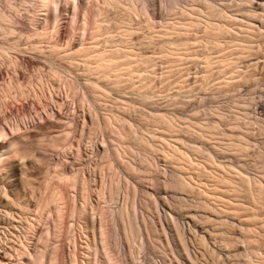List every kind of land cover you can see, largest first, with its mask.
<instances>
[{
    "label": "rangeland",
    "instance_id": "obj_1",
    "mask_svg": "<svg viewBox=\"0 0 264 264\" xmlns=\"http://www.w3.org/2000/svg\"><path fill=\"white\" fill-rule=\"evenodd\" d=\"M70 1L56 0L57 7L52 5L46 14L39 0H0V155L5 157L0 162V264H33L31 258L50 254L56 248L53 204H46L50 210H43L41 219L30 227L29 233L20 230L23 226L18 224V220L15 221L19 208L29 207L36 212L39 205H44V198L49 193L48 184L57 179L55 171L67 175L71 181L69 195L73 203L83 208L85 220L96 227L99 225L100 211L105 209L101 207L105 205L103 171L105 175L111 173L105 168L106 160L112 165L115 163L113 167L129 181V185L135 183L137 189L147 186V183L143 185V181H147L149 177L145 175L151 173L145 171L146 165L142 159L130 163L137 165L140 173L129 174L120 168L123 162L127 163L125 159L135 157L133 153L127 154L129 157L124 156L120 162L113 161L109 156L101 163L103 151L109 149L111 152L124 143L119 138L118 128L126 131L124 133L129 134L128 137L131 136L127 139L135 138V129L141 137L153 135L147 137V142L154 147L157 145L155 151L149 146L143 150L132 140L128 143L137 147L135 151L141 155L147 153L149 157L154 156L153 159L161 167L171 165L169 169L173 171L175 167L171 153L182 138L199 149H209L207 145L222 140H233L237 145L242 144L245 150L242 148L241 153L244 154L229 153L230 157L227 158V155L223 157V153H220L215 164L222 171L236 173L233 178L251 177L254 185L255 182L264 183V157L261 156L264 155V0H257L261 2L254 3V11L247 15L241 12L243 9L236 8L239 0H235V6L232 2L218 0L222 11H211V7H207L203 1L191 5L188 0H173L175 5L180 6L173 7L175 11L169 15L164 7L167 3L163 0H145L143 5L147 11H143L141 3L135 0H113L114 3L108 5L103 0H87L85 9L81 7L83 3L77 5V1ZM207 1L215 3L213 0ZM133 2L137 9L131 4ZM132 10L135 12L132 13ZM253 13H256L255 17ZM93 18L99 22L100 30L96 27L97 23L93 25ZM121 29L131 31L126 34ZM94 31H98L97 36ZM89 45H96L99 51L115 55V69L99 68L93 57H90L92 60H85L80 51ZM93 83L102 91L105 89L103 97L100 93L101 98L94 93L91 87ZM250 97L255 99L251 101L255 109L253 117H249L247 109L237 103ZM209 107L215 108L209 113H217L219 119L208 114ZM157 114L170 116L167 119L174 122L178 129L177 136L180 134L179 137H182L180 140L166 130L167 119ZM221 115L225 117L221 119ZM106 116L113 120L109 126H105ZM245 119L255 120L248 123ZM211 121H219V125L213 127L219 129L214 132L220 137L214 135L211 141H207L197 130L202 131L201 125H211ZM131 125L135 127L133 131ZM232 125H241L244 130ZM238 136L241 137L237 139ZM197 153L189 155L190 164L184 169L188 179L192 180L189 181L192 188L190 193L196 197L205 193L204 196H211V175H216L214 170L218 173L217 166L208 163ZM55 156L59 161L57 165L47 163ZM198 163H202L200 167ZM115 173L107 181H117L119 175ZM247 175L249 177H245ZM161 179H165L163 173ZM127 181L121 179V187L123 183L127 185ZM161 185L164 187V183ZM220 187V191L229 193L222 200L231 202L232 207L227 201H224L225 204L218 202L217 205L230 221L249 229L247 234L239 235L237 227L231 225L234 241L239 240V249L233 245V251L237 255L252 249L257 253L239 257L242 261H252L254 255L264 257V195L261 202H255L245 186L239 187L238 198L233 196V191ZM85 192L86 195L89 192L87 202L82 197ZM161 192V195H165L164 189ZM163 198L161 207L167 203ZM232 199H239L237 201L242 203L243 209L237 212L238 209H234L236 202ZM183 221L188 219L183 217ZM67 222V227L64 224L59 228L62 230L64 227L59 242V264H75V255L79 264H86L89 261L84 256L87 251L83 249L87 243L93 242L95 245L98 237L92 234L91 225L88 229H82L86 231L84 234L80 233L81 226L74 218L70 217ZM164 222L165 219H160L161 227H165ZM199 233L203 235V241L196 244L199 251H195V255L203 263L205 259L211 261L215 257V263L238 264L235 262L239 260L227 253L230 245L218 237L220 235L207 231ZM20 251H23L21 256ZM142 256L143 259L149 257ZM169 264L174 263L169 261Z\"/></svg>",
    "mask_w": 264,
    "mask_h": 264
},
{
    "label": "bare ground",
    "instance_id": "obj_2",
    "mask_svg": "<svg viewBox=\"0 0 264 264\" xmlns=\"http://www.w3.org/2000/svg\"><path fill=\"white\" fill-rule=\"evenodd\" d=\"M39 1H40L39 4L41 5L42 10H44L46 12V14H47V11L50 10L52 5L56 6V0H39ZM75 1H77V5H78V3H80L79 5H81V3H83L81 5V7H83V9H85V1H87V0H75ZM103 1L105 2V4L107 3V5L114 3L113 0H103ZM131 1H134V0H131ZM135 1H137V3H141V7H143V11H147V7H145V5H143V3H145V0H135ZM163 1H165V3H167V5H164V7H165V11L168 15H169V13H173V11H175V9H173V7H179L180 6V5H175V1H173V0H163ZM181 1H183V0H181ZM201 1H203V3H207V7H211V9H210L211 11H215V9H221V7H219L220 3L218 2V0H213V1H215V3H209V1H207V0H188V3L193 5V3H195V4L201 3ZM65 2L71 3L70 0H65ZM117 2H118V0H117ZM223 2H232V5L235 6V0H223ZM258 2H261V1L239 0V1H237V7L236 8L237 9H243V11H241V12H243L245 15H247V13H251V11H254L253 4L254 3L256 4ZM131 4L133 5V7H135V9H137V5H135L136 3L133 2ZM77 5L75 2V6H77ZM73 6H74V4H73ZM77 9H79V8L77 7ZM130 9H132V8H130ZM221 11H222V9H221ZM85 12H87V11H85ZM100 12H102V11H100ZM134 12L135 11H133L132 13H134ZM46 14H44V15H46ZM99 15H101V14H99ZM132 15L133 14H131V16ZM212 15H214V14L212 13ZM217 15H220V13H218ZM255 15H256V13H253V17H255ZM136 16L137 15H135V17ZM94 20H95V18H93V21ZM94 23H97L96 20H95V22H93V25H94ZM221 23H222V21H221ZM98 24H99V22L96 24L97 28L99 27ZM213 26H212V28H213ZM220 26H219V29H220ZM221 27L223 28V25ZM127 29L129 30L130 27ZM214 29H215V27H214ZM91 30H93V29H91ZM121 30L125 31L123 29H121ZM130 31H125L124 33L130 32ZM218 31H220V30H218ZM221 31H222V29H221ZM212 32H214V30ZM97 33H98V31L95 32V36H97L96 35ZM219 35H221V34H219ZM89 46L84 48V49L82 48L83 50L80 51L81 53H83V56L86 57L85 60H89V59H91L90 57H93V60L94 59L96 60L95 62H97V64H98L97 66H99V68L106 69V70L108 69L109 71L115 69L116 65H115V63H113V62H115V61H113V59L114 58L116 59L115 55L111 54L110 52L99 51L100 49H98L99 47L96 48V45H92L90 47ZM93 46H95V47H93ZM52 50H54L53 47H52ZM103 52H105V53H103ZM108 53H110V54H108ZM81 57H82V55H81ZM86 62H88V61H86ZM91 82H93V81H91ZM95 84H96V82H95ZM95 84L93 83V85L91 86L92 90L94 91V93H96V94L98 93L97 96H100L99 95V93H100V94H102V97H103V94H104L103 91H105V89L102 88L103 89V91H102ZM252 97H255V96H252ZM100 98H101V96H100ZM97 99H99V98H97ZM251 101H255V99H251V97H250L247 99H242V100L237 101V103H239V105H243V107H245V109H247V115H249V117H253V115H255V109L253 108V103H251ZM254 107H255V105H254ZM211 109H215V108L209 107L207 109L208 114L211 117H217V119H219V115H217V113H213V115H211V113H209V111H211ZM157 115H163V119H167V117H170L168 115H167V117H165L164 114H157ZM107 117L108 116H106V119H107ZM223 117H225V116L221 115V119H223ZM171 119H173V121H175L174 118L171 117ZM245 120L248 123H250L251 121H253L255 119H245ZM112 121L113 120L110 117H108V119L105 121L106 122L105 126H109L112 123ZM263 121H264V117H263ZM231 123H240V122L239 121H231ZM156 125H158V124H156ZM195 125H197V123H195ZM213 125H219V121H215V123H213V121H211V125H209V123H207V125H201L202 131L197 130V133H201V137L204 140L207 139V141H211V138H213L215 135L214 131H219V129H215V127H213ZM232 126L235 128L239 127L240 130H244V129H241V125H232ZM121 128H123V126ZM165 128L169 133H171V135L173 134V136L175 138L176 137H177V139L179 138L178 140H180L182 138V137H179L180 134H179V136H177L178 133L176 130H178V129H176L174 122L169 121V119H167V124H166ZM118 129L120 130V131L117 130V131H119V133H118L119 138L121 140H124V143L119 144L120 146L117 145L114 149H112L111 152H109V149H107V151H103V153H101V163H103V161H105V159H109V156L112 157L113 161L120 162V161H122V158L124 159V156L129 157V155H127V154L133 153V155H135V157H132V156L129 157V159H131V161H129V159H125V161H127V163L123 162L122 166H120V168L129 172V174L130 173L134 174L136 171H137V173H140V169L137 167V165L130 164V163H135V159H142V163H145V165H146L145 171H147V172L149 171V173H151V175H145V177H149V179H147V181H143V185H145V183H147V186H142L141 189H137V187L135 186V183H131V185H129V181H127V179H125V177H121V175H119V171H117V169H115V167H113V165H115V163H113V165H112L109 160H106L107 162H105L106 163L105 168L108 169V171L111 173H109V175H105V171H103V177H105V191H103V197H105V205H101V207H105V209H103V208L101 209L100 213L101 212L102 213H101L99 220H98L99 225H97V227H96L95 224L91 225L90 222L85 220V217L83 216V211H84V210H82L83 208L78 207V205L76 203H73L74 201H73L72 197H70V195H69V188L71 187V185H70L71 181L69 180L67 175L62 171H55V176L57 179L55 180V182L53 181V182L48 184L49 193L44 198V205L43 204L39 205L36 212L31 211L29 207L28 208L27 207H21V208H19L18 219L17 218L15 219V221L18 220V224L21 223V226H23V229H20V230H24L25 233H26V231H27V233H29L30 227H32L37 221H39L41 219L43 210L49 209V207H48L49 204L54 205L53 208L55 210L56 216L54 218V220H55L54 221L55 231L53 234L55 237L56 248L54 247L53 251L50 254L44 253L39 258H36V259L31 258V261L33 264H47V262H48V264H59V255H61L60 250H59L61 243H59V242H61V239H60L61 234H62L61 232L63 231L64 227H62V230H60L59 228H61L62 225L64 226V224H65V227H67L66 224H68L67 221L70 217L74 218V220L77 221V224L79 226H81L80 230L88 229L89 228L88 226L91 225L90 227H92L91 228L92 234H94V236L96 235L98 237V242L95 243V245L92 244L93 242H91V244L87 243V245L85 247L86 250L83 249L85 252L87 251L86 254H84V256H86L88 258L87 262L88 261L89 262L86 263V261H85L86 264H169V261H173L174 264L175 263H177V264H199V263H201V264H209V263L219 264V263H215V257H213V259H211V257H209V259H211V261H207V259H205V263H203V261H201V259H199V257H197V255H195V251H199V249H197L196 244H201V242L203 241V235H201V233H199L200 231H207V233L212 232L213 234H215L217 236L220 235L218 237L222 238V240L227 245H230L229 249H227V253H231V255L235 256V257H233L234 259L239 260V257H245V255H249V253H255V251L253 249L247 253L246 252L241 253V255H237V253H235V251H233V247H231L233 245H235V249H239V246H238L239 240L235 239V241H234V238H233L234 236L232 234L233 231H232L231 225H233V227H237V231H239V235L247 234L246 232L249 229L248 228L245 229L242 227L243 225H236L235 223H233V221H230L229 217H227V214L222 211V209L219 207V205H217V203L218 202L221 203V201H223V203H224L225 200H222V199L227 197L226 196L227 193L225 194L224 191L223 192L220 191L221 190V189H219L220 186H221L220 188L224 187V189H226L225 191H229V190L231 192L233 191V196L237 197V198H238L237 193L239 194L238 190H239L240 186L246 187V190H248V193H250V196L253 199V201L256 200L255 202H258V201L261 202L260 199L263 198L262 196L264 195V183L257 184L255 182V185H254L252 183V180H251L252 178L249 177L248 175L245 177H249V179L243 178V177L242 178L238 177L237 179L238 180L240 179V181H237L236 176H234L235 178H233V174L235 175L236 173L233 172L230 174V172L228 173L226 170L221 168V169H223V171H222L219 169L220 167H218V165L215 164L216 163L215 159H218L217 157L219 156L220 153H223V157H225V155H227V158L230 157L229 153H235V155H243L244 153H241V150L243 148L242 144L237 145V143H235V141H233V140L232 141H223V140L219 141V139H215V141H219V143H214V145H207V147H209V149H207V148L199 149V147L196 145H189V141H185V139L182 138L181 143L177 147H175L171 153L172 158L174 160V165H175V166L173 165V167H175V169L173 171V169H169V167H171V165H165V167H161L160 163H157L155 158L153 159L154 156L149 157V155H147V153H143V155H141V153H139V151H135V148L137 150V147L131 146V144H132L131 142H134L136 145H138V147H143L144 148L143 150H146L147 146H149V147H151V149H153V151H155L157 145H156V147H154L152 143H151L152 145H150L149 142H147V141H149V139L147 137H153V135H147V137H144V136L141 137V135H139V133H137V129H135V127H133L131 125V131H133V129H135V131H133V135H135V138L127 139L131 136L128 137L129 134L124 133L126 131H122V129H120V128H118ZM203 129H205V130L207 129V131H204ZM211 129H213V131ZM263 129H264V125H263ZM175 133H177V134H175ZM1 137H2V132H0V138ZM137 137H139V138H137ZM215 137L217 138L220 136L215 135ZM239 137H241V136H238L237 139H239ZM120 139H119V142H120ZM223 139H225V138H223ZM227 139H229V138H227ZM233 139H235V137H233ZM130 140H132V141L128 143V141H130ZM238 141H240V140H238ZM203 142H205V141H203ZM113 143H115V141H113ZM105 147H107V145ZM132 147L134 149H131ZM211 147H212V149H211ZM151 149L149 148L150 151H151ZM198 151H199V153H197ZM156 153H155V155H156ZM191 153L192 154L197 153V154L201 155V157H204L202 159H205V161H207L208 163L212 162L217 166L216 169L218 170V173H217V171L214 170L215 167H213V170H214V172H216V175L210 174L211 176H213V177H211L212 178L211 179L212 180L211 186L213 187V190H212L213 192H211V196H209V195L204 196V195H206V193H205L203 195L197 194L198 197H196L195 195H193V193H190L192 191L191 190L192 188L190 187L191 184L189 181H192V180L188 179V177L186 175L187 171L186 170L184 171V169H186L187 166H189V164H190V161H189L190 156L189 155ZM192 154H191V156H192ZM261 156L264 157L263 154H261ZM165 157H167V156H165ZM3 159H5V157L3 154H1L0 155V162ZM157 159H159V157H157ZM165 159L166 158H164L163 161H165ZM49 162L55 163V165H57V163L59 161H58L57 157L55 156V157L49 159V161H47V163H49ZM217 162H218V160H217ZM198 165H199V163H198ZM200 165H199V167H200ZM206 165L210 166V164L209 165L206 164ZM183 167H185V168H183ZM190 167H192V163H191ZM199 167H197V168H199ZM112 169H113V171H111ZM161 169H163V171H161ZM225 169H226V166H225ZM213 170H212V173H213ZM115 171H117V173H115ZM113 173H115V175H119V177H117V181H113V179H111V181H107V179H109V177H111V175H113ZM161 173H163V177H165V179H161ZM188 173H190V172H188ZM239 173H241V171H239ZM237 175H239V174H237ZM241 175H243V174L241 173ZM208 177H210V176H208ZM189 178H190V176H189ZM121 179H123V181H127V185H125V183H123V187H121ZM161 183H164V187H163V185H161ZM84 185L85 184H83V186ZM202 185H203V183H202ZM205 188H206V186H205ZM82 189L85 190L86 187H83ZM161 189H164L165 195H161V193H162ZM207 190H208V188H207ZM88 193L86 195V192H85L84 193L85 196L84 195L82 196V197H85V199H86V200L84 198L82 199L83 203H84V200H85V202H87V199H89ZM201 193H203V192H201ZM230 194H232V193H230ZM169 195H171V197H169ZM159 197H161V199ZM163 197H165V201H167V203H165V206H164L166 209L164 207H161V205L163 203L160 205V202L162 201V199L164 200ZM169 199H171V201H169ZM233 200H235V202H236V205H234L235 203H233V205L235 207V208L234 207L233 208L235 210L238 209L237 212H239V210H242L243 209V207L241 205L242 203L240 204L239 201H237L239 199H232V201ZM227 202H229V201H227ZM237 202H238V204H237ZM47 203H49V204H47ZM46 204L48 206H46ZM230 204H232V203L229 202V205ZM170 205H171V207H170ZM223 206H225V205H223ZM232 212H234V211H232ZM230 213H231V211H230ZM169 217L171 219H169ZM183 217L187 218L188 221H183ZM160 219H162V220L165 219V222H164L165 227H161L162 224L160 225ZM185 223H187V225H185ZM199 223H201V224H199ZM209 224L211 225V229H209V227H210ZM207 225H209V227H207ZM18 226H20V225H18ZM82 232H84V234H85L86 231H83V230L80 231V233H82ZM87 235L88 234H86V236ZM239 235H237V236H239ZM217 236H215V237H217ZM209 238H212V237H209ZM145 242H147V245H145ZM22 250H24V249H22ZM22 252L23 251L19 252V253H21L20 256L23 254ZM192 253H193V255H192ZM47 255H49V256H47ZM89 255H91V257ZM142 255H149V257H147V259H143ZM169 255H171V257H169ZM255 255H257V253H255ZM255 255H254V257H253L254 259L252 261L239 260L238 262H235V263H238V264H264V257H257ZM203 256H205V255H203ZM47 257H48V259H47ZM193 257H195V259H193ZM74 260H75V264H79L78 258L76 257V255H75Z\"/></svg>",
    "mask_w": 264,
    "mask_h": 264
}]
</instances>
